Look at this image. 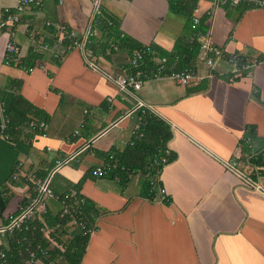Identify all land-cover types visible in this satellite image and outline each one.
Masks as SVG:
<instances>
[{
  "label": "crops",
  "instance_id": "1",
  "mask_svg": "<svg viewBox=\"0 0 264 264\" xmlns=\"http://www.w3.org/2000/svg\"><path fill=\"white\" fill-rule=\"evenodd\" d=\"M101 4V15L114 16L128 45L108 39L96 25V49L86 44L83 53L65 44L57 25L82 35L93 0H43L20 13L18 23L0 25V99L7 91L21 93L41 111L43 117L35 119L46 122L44 129L27 124L7 132V116L0 112V226L30 202L34 192L27 175H49L57 159L73 156L53 175L55 195L47 207L53 216L60 214L61 196L71 191L87 201L85 218L96 228L80 264H264V6L213 8V0H197L175 11L171 0ZM15 5L0 0V23L4 9L14 12ZM194 16L201 17L199 29L214 43L257 57L260 64L249 75H233L223 59L211 71L200 45L190 59L189 50L201 41L192 28ZM10 40L19 47L12 64L5 59ZM135 44L167 56L168 71L178 69L180 60L188 62L199 78L187 85L170 77L148 79L136 95L152 109L127 114L136 99H121L108 74L124 72ZM146 112L165 120L172 132L166 145L172 160L158 183L151 190L149 173L141 169L125 179L95 175L110 155L112 162L120 160L113 150L122 152L137 135L144 137ZM19 162L23 166L14 178ZM228 162H236L235 168ZM160 186L170 202L162 199ZM68 226L64 240L82 231L71 221ZM11 237L0 233V248H9ZM66 243L54 236L49 247L64 250ZM55 262L69 264L64 257Z\"/></svg>",
  "mask_w": 264,
  "mask_h": 264
},
{
  "label": "built area",
  "instance_id": "2",
  "mask_svg": "<svg viewBox=\"0 0 264 264\" xmlns=\"http://www.w3.org/2000/svg\"><path fill=\"white\" fill-rule=\"evenodd\" d=\"M16 1V11H12L10 8L6 7L4 9V15L1 20L0 25L6 26L10 23H18L21 19L20 13H22L29 5L42 6L43 0H15ZM94 1V10L89 23V26L82 35H77V32L73 29L68 28L64 24H58V32L64 38H72L73 46L81 48L83 53H85L86 44L89 41L91 36L97 34L94 26L98 21L99 15L102 14V4L101 0ZM173 1V0H171ZM199 1V0H198ZM242 3H251L255 6H264V0H213V8H218L219 6H237ZM212 14V8L208 11ZM209 14V15H210ZM201 22L200 16H194L192 21V28L200 41V51L205 59L207 66L212 71L217 64L225 59L231 65V73L236 74H245L249 75L251 70H253L257 65L260 64L261 60L257 57H252L248 55H242L237 52H229L224 47L217 45L213 42L210 33L205 34L199 29V24ZM42 47L47 48L48 44L42 45ZM19 47L17 44L10 40L6 46L5 59L8 64H12L15 55L18 54ZM151 56L156 60L155 67L151 69H146L144 66L147 65V57ZM87 60V59H86ZM87 62L98 69L97 63L94 60H87ZM168 62L169 59L167 56H159L156 50L149 44L143 45L142 47L135 49L132 54L129 56L127 63L122 66L123 73L113 76L108 74V76L116 83V86L120 92V98L126 99L127 96H132L136 99V107L128 111L127 114H130L137 108H142L144 111L146 109H152L151 106L146 104L142 99L136 95V91L142 88L143 83L152 78H162L170 77L176 83L181 85L190 84L193 80L199 78V74L196 69L193 67H186L184 69H172L168 71ZM30 70H34V66L30 67ZM212 76V73L210 74ZM115 98L113 96L109 97L110 101H113ZM6 107L5 103L0 99V112L5 114ZM9 118L3 122V127L6 128L9 122ZM32 127H37L39 129H44L46 127V122L40 119H32L30 121ZM84 125V124H82ZM139 127V125H137ZM79 132V129L75 130V134ZM143 133H141L142 135ZM10 137V135H6ZM130 144H134L133 140L129 141ZM88 146V145H87ZM73 156L69 158L57 159L55 165L50 171L49 175L39 176L34 172H31L26 176V179L31 180L33 183V195L31 196L30 202L22 208L17 214L11 215L8 221L0 226V233H15L17 231L23 232L31 229L39 228L44 234H48L51 230L48 224L45 222L43 215L48 212L47 200L50 197L55 195L54 190L51 186V181L55 172L60 170L64 165H66ZM113 155H110L109 161H107L101 166H97L94 169L95 175L105 174L108 169L113 165L112 163ZM152 163L155 166L153 172L149 173L150 177V188L154 187L155 184L159 181L160 173L162 172L164 166H166L171 161V150L168 147L164 148L163 153H155L152 158ZM231 167L236 166V162L229 163ZM23 166L22 162H19L15 167L14 178H18L20 174V169ZM160 192L164 194L162 199L170 202V198L165 194L167 189L164 186H160ZM62 208L60 210L61 216L70 214L73 218L71 222L73 225L80 227L85 233L93 234L95 232V226L90 225L88 221L84 220L81 216L82 209L81 205L85 203V198L83 196H76L74 192L65 193L61 197ZM40 219L43 222V225L38 227L34 223L35 219ZM22 238L27 239V236ZM50 254V248L45 247L41 242H38L35 250L30 252V256L25 260L24 264H56L54 260L46 261L45 258L41 256L48 257ZM7 253L4 249L0 248V258L3 259L2 264H14L6 259Z\"/></svg>",
  "mask_w": 264,
  "mask_h": 264
},
{
  "label": "trees",
  "instance_id": "3",
  "mask_svg": "<svg viewBox=\"0 0 264 264\" xmlns=\"http://www.w3.org/2000/svg\"><path fill=\"white\" fill-rule=\"evenodd\" d=\"M196 1L197 0H173L171 1V8L175 11H182L184 3L186 5L189 2L194 5ZM96 27L99 28L108 39L113 38L115 39L114 41H122V43L126 45H128L130 42L128 37L123 38L121 36L119 30L117 29V20L114 18V16L108 14L99 15ZM97 37V35L91 36L87 42L88 46L90 45L93 49H96V45L100 43L98 42L99 39ZM64 42L70 47L73 46L72 38H65ZM108 45L109 44L107 42L104 48ZM199 45L200 44L197 43L194 45L193 50H189L190 59L196 55ZM133 48L134 50L138 49L140 48V45L135 44ZM174 57L175 56H172L171 58ZM29 58V63H33V61H35V54H30ZM180 62L177 64L178 69L188 66V62L186 63L183 60H180ZM155 65L156 63L154 59L151 56H148L147 65L144 66V68L147 69L148 66L154 68ZM1 98L4 101L6 107L5 115L10 119L8 127L5 129L7 132H12L13 129H17L27 124L30 126V121L35 119V115H37L38 118L43 117L41 115V111L35 108V105L26 99L21 93L7 91L2 93ZM141 115L143 117L141 130L145 133L144 137L140 138V136L137 135L135 144L131 146L129 145L122 152L113 150L116 157H119L120 160H113L112 163H114V165H112L107 171L109 176H118L121 177V179H125L128 177V173L130 171H137L138 169H141L143 173H151L154 171L155 166L153 165L151 158L155 153H163L164 148L167 145V141L172 136V132L170 131V126L167 124V122L161 119L159 116L148 112ZM33 128L35 129V127ZM37 131L39 132V129H37ZM75 194L76 196L80 195L77 192ZM87 208L88 203L86 201L81 205V216L86 221H88L85 218ZM43 216L45 217H43L45 222L48 224L49 228H51L49 235H45L39 228L36 230L31 229L23 232L17 231L15 233H7L11 234L12 237L10 238L9 248L5 249L7 253L6 259L14 264H24L25 260L30 256V252L35 250L38 242H41L45 247H49L50 237L57 236L58 240L68 242L66 243L65 249L62 250L58 247H49V256L41 257L45 258L46 261H56L59 259V257H64L69 262V264H80L86 251L90 234L85 233L83 230L81 232L72 231L70 232L72 235L70 239L64 240L61 238V236L64 233H69L68 223L73 217L70 214H66L64 216L58 214L53 216L48 212H46ZM34 223L38 225V227L43 225V222L38 218L35 219ZM23 236H27V239L22 238ZM2 261L3 259L0 258V264H2Z\"/></svg>",
  "mask_w": 264,
  "mask_h": 264
}]
</instances>
